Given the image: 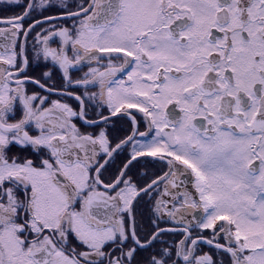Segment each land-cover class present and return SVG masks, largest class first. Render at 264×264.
<instances>
[{"label": "snow or ice", "instance_id": "1", "mask_svg": "<svg viewBox=\"0 0 264 264\" xmlns=\"http://www.w3.org/2000/svg\"><path fill=\"white\" fill-rule=\"evenodd\" d=\"M0 5V264H264V0Z\"/></svg>", "mask_w": 264, "mask_h": 264}, {"label": "flooded vegetation", "instance_id": "2", "mask_svg": "<svg viewBox=\"0 0 264 264\" xmlns=\"http://www.w3.org/2000/svg\"><path fill=\"white\" fill-rule=\"evenodd\" d=\"M23 3L24 0H21ZM21 9L15 7V6H8V5H0V16H12V15H18L20 14ZM37 18H42L39 15V11L36 13ZM29 20H31V17H29ZM47 27V25H45ZM39 31V29H37ZM32 43L34 41H29L28 48H31ZM56 44H53L52 47H56ZM47 65V66H45ZM82 70H73L72 75L74 79H78L81 76H83V72L87 71V66L86 65H81ZM44 71H53L55 72V76L53 78L54 83L59 87L61 86V73L58 70V68L52 64V62L49 61H44L41 59L40 61L34 63L32 67L29 69V74L35 77H39L40 74ZM82 92L83 89H80ZM92 91H98V88H92ZM138 119L141 120V123L139 125V131H146L147 130V125L145 122L142 120V114H137ZM116 119V118H113ZM129 125L125 121H117L115 127L113 128L112 135L117 136V137H122L125 135V132L128 130ZM123 129V130H121ZM137 139H140L142 141H147L151 137H136ZM131 151V145L128 146L127 151L120 153L119 156L116 157V159L112 162L111 166L108 169V172L105 173L106 177H111L112 174H114L120 166H122V162L125 160V158L128 155V152ZM166 170V169H165ZM159 171V165H156L155 167L153 164H147L145 165L144 161L142 160L139 163L134 162V167L132 168V171L130 172V175H132L134 178H138L140 173L142 172H147L151 174L152 172ZM152 205L149 202L148 197H144V199L141 201L139 205V212L142 213V223L147 224L149 218L155 219V217L152 214L151 211ZM162 227H172L173 222L169 221L166 217L164 219H161L158 221ZM181 237L177 234L174 233H166L161 239L162 241H165L169 244L173 243L176 240H179ZM207 247L204 248V251H207Z\"/></svg>", "mask_w": 264, "mask_h": 264}]
</instances>
